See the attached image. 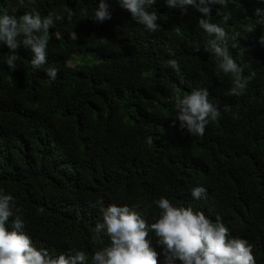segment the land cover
Wrapping results in <instances>:
<instances>
[{"label":"trees","instance_id":"obj_1","mask_svg":"<svg viewBox=\"0 0 264 264\" xmlns=\"http://www.w3.org/2000/svg\"><path fill=\"white\" fill-rule=\"evenodd\" d=\"M98 3L0 0V9L17 16L33 8L41 16L76 12L71 22L57 21L49 29L47 63L40 69L32 70L33 54L22 46L15 69L0 58V189L14 196L23 231L50 255L76 248L90 260L108 243L107 237L94 238L98 201L128 205L152 223L160 211L152 202L165 197L213 222L219 216L230 236L252 245L255 264H264V47L257 43L259 26L247 31L255 9L264 5L235 0L228 24L213 8L212 22L240 32L229 51L246 65L249 82L243 95L232 96L227 95L231 76L220 72L205 50L200 13L189 8L181 14L156 0L150 10L157 11L160 28L149 32L116 0H109L111 19L94 22L90 17ZM7 52L0 45V55ZM92 52L95 62L76 64L75 57ZM170 59L180 65L179 75ZM48 67L58 69L55 81L47 77ZM193 88H207L221 112L202 137L173 122L177 97ZM196 186L208 190L206 198L191 197ZM146 239L162 264L154 234Z\"/></svg>","mask_w":264,"mask_h":264},{"label":"clouds","instance_id":"obj_2","mask_svg":"<svg viewBox=\"0 0 264 264\" xmlns=\"http://www.w3.org/2000/svg\"><path fill=\"white\" fill-rule=\"evenodd\" d=\"M18 2L24 4V0ZM33 2L29 0V3ZM116 3L147 31L155 32L160 28L157 11L150 10L156 0H116ZM164 3L170 9L180 10L181 14H186L189 8L201 14L198 27L207 37L205 50L216 58L218 70L232 78L227 95H243L249 82L243 76L246 65L238 64L229 51L230 41L236 40L240 32L229 33L221 23L212 22L215 8L222 23L228 24L232 18L229 5L235 0H164ZM257 3L264 5V0H257ZM74 16L76 12L72 9L66 13L50 11L46 16H41L35 8L20 16L15 10L0 9V45H6L8 49L0 55L3 64L8 69H15L16 62L21 59L17 49L22 46L33 54L29 62L32 70L40 69L47 63L49 29L55 28L57 21L71 22ZM254 17V24L247 31L252 32L259 26L262 34L257 43L264 47V7H257ZM90 19L97 23L111 19L109 0H99ZM194 50L199 51V46ZM169 55L175 53L169 51ZM167 63L177 75L180 74L177 60L170 59ZM57 73V68H47L46 75L52 81L57 79ZM177 109L173 122L178 121L179 129L186 130L190 136L202 137L209 122L217 121L221 116L220 110L210 102L207 88H193L182 98L178 96ZM147 141L152 143V137H147ZM190 195L198 201L207 197L208 190L196 186L190 190ZM152 203L160 211L155 222L148 223L128 205L104 206L102 200L98 201L100 218L94 227V238L107 237L108 243L95 251L89 260L85 251L76 248L53 256L46 248L35 247L31 237L23 231L24 221L14 196L0 189V264H157L158 253L152 241L146 239L149 233L154 234L156 244L162 248V264H255L252 245L245 239L230 236L219 216L213 222L202 211L174 205L165 197ZM97 204L91 206L97 207ZM10 217L13 218L12 230L6 227Z\"/></svg>","mask_w":264,"mask_h":264},{"label":"rangeland","instance_id":"obj_3","mask_svg":"<svg viewBox=\"0 0 264 264\" xmlns=\"http://www.w3.org/2000/svg\"><path fill=\"white\" fill-rule=\"evenodd\" d=\"M97 58H98V55L96 53H93V52L84 58L82 57L81 59H78L77 57H75V59L77 60L76 64H80V63L91 64V63L95 62L97 60ZM71 60L73 61V58ZM69 65L72 67L73 63L70 62Z\"/></svg>","mask_w":264,"mask_h":264}]
</instances>
